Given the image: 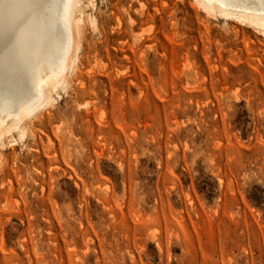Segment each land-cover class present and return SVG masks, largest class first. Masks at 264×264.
<instances>
[{
	"label": "rangeland",
	"instance_id": "obj_1",
	"mask_svg": "<svg viewBox=\"0 0 264 264\" xmlns=\"http://www.w3.org/2000/svg\"><path fill=\"white\" fill-rule=\"evenodd\" d=\"M83 5L67 86L0 145V264H264V33Z\"/></svg>",
	"mask_w": 264,
	"mask_h": 264
},
{
	"label": "bare ground",
	"instance_id": "obj_2",
	"mask_svg": "<svg viewBox=\"0 0 264 264\" xmlns=\"http://www.w3.org/2000/svg\"><path fill=\"white\" fill-rule=\"evenodd\" d=\"M196 1L211 15L264 33V0ZM83 8V0H0V145L13 129L23 136L24 119L53 106L52 93L67 86L81 47Z\"/></svg>",
	"mask_w": 264,
	"mask_h": 264
}]
</instances>
